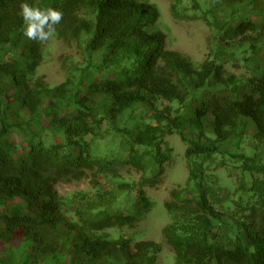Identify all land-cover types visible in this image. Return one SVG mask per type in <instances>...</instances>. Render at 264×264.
Returning <instances> with one entry per match:
<instances>
[{
  "label": "trees",
  "instance_id": "1",
  "mask_svg": "<svg viewBox=\"0 0 264 264\" xmlns=\"http://www.w3.org/2000/svg\"><path fill=\"white\" fill-rule=\"evenodd\" d=\"M171 1L174 19L202 12L209 23L204 62L167 49L160 11L145 0H0V264H156L161 244L119 234L141 215L129 208L135 186L111 179L109 193L68 216L55 183L97 165L106 173L97 149L116 137L130 164L158 177L169 135L187 145L190 171L165 204L180 216L163 229L174 264H264V0ZM52 39L74 43L84 63L55 87L38 73ZM231 59L248 74L226 71ZM252 125L255 146L228 152ZM221 157L241 174L237 222L198 191L205 164ZM139 200L152 206L143 191Z\"/></svg>",
  "mask_w": 264,
  "mask_h": 264
},
{
  "label": "rangeland",
  "instance_id": "2",
  "mask_svg": "<svg viewBox=\"0 0 264 264\" xmlns=\"http://www.w3.org/2000/svg\"><path fill=\"white\" fill-rule=\"evenodd\" d=\"M146 2L156 6L161 14L160 26L167 36V49L178 51L193 62L200 64L204 62L211 53V40L213 32L209 23L204 19L202 12H191L187 18L174 19L171 14V0H145ZM250 11V10H247ZM66 59L74 68V71L67 70L65 66ZM257 62V60H255ZM225 63L226 71L238 75H246L249 72L246 64L235 59L228 60ZM264 68V59L261 60ZM83 60L78 47L73 44H65L57 39L49 42L48 50L45 54L44 61L41 63L38 73L45 82L55 87L66 82L68 79H77V69L83 65ZM256 69V65L252 64ZM169 105L168 102L163 103V107ZM142 110V109H141ZM141 110H137L140 118ZM140 111V112H139ZM153 113V112H152ZM148 114V121L154 113ZM136 117V116H135ZM33 125L31 124L30 127ZM252 128L248 134L243 137L240 145L236 141L227 145V151L235 152L239 150L246 152L253 146V134L255 129ZM107 130V124L104 126ZM36 132L35 127L32 128ZM59 143H62L64 137L59 134L56 137ZM119 139L116 137L114 141L106 140L98 147V154L111 163L106 173H99L100 165L95 166L92 170H86V175L81 180L68 179L66 177L59 178L55 183V190L61 203L64 214L71 216L75 212L82 209V203L86 200L94 198L98 193H109L113 187L110 183L111 179L127 181L135 186L131 192L132 203L129 205L130 210L140 211L138 223L133 228H124L119 234L135 238L137 241H155L162 245V252L158 255L156 264H174V252L172 248L166 244L163 237V229L179 219V215L171 216L165 207L167 202H172L171 192L173 190H182L187 188L190 171L188 161L185 156L187 145L178 135H169L165 138L164 149L171 152V160L164 165L163 173L155 177L143 171L137 170L129 161V154L120 146ZM22 144L24 142H21ZM234 145V147H233ZM223 159H218L216 165L205 164V174L199 179L198 191L210 192V198L215 207L231 222H237L235 202L239 201V195L235 191L240 186L241 174L234 165L229 167L221 166ZM228 163L229 160H226ZM106 176V177H105ZM109 177V178H108ZM143 191L152 204L149 208H142L139 200V192ZM196 188H190L185 193L188 197H194ZM213 195L215 196L213 199ZM142 208V209H141ZM129 209L127 210V213ZM224 233L229 231L223 227ZM228 233V232H227ZM110 235V234H109Z\"/></svg>",
  "mask_w": 264,
  "mask_h": 264
}]
</instances>
